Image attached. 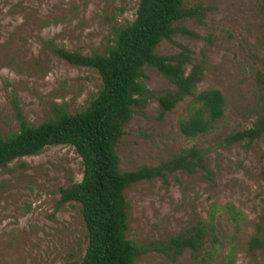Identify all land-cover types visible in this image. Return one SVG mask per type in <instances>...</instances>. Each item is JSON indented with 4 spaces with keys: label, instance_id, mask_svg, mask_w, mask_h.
Returning a JSON list of instances; mask_svg holds the SVG:
<instances>
[{
    "label": "rangeland",
    "instance_id": "374dc122",
    "mask_svg": "<svg viewBox=\"0 0 264 264\" xmlns=\"http://www.w3.org/2000/svg\"><path fill=\"white\" fill-rule=\"evenodd\" d=\"M138 0H0V131H16L15 97L29 126H37L59 109L82 111L100 88L97 73L74 67L53 53L63 47L81 55L105 54L112 32L134 19ZM196 17L177 27L155 53L172 56L188 51L190 64L203 70L195 92L220 91L224 115L213 132L184 137L178 121L186 117L191 97L160 114L158 97L175 87L155 68L144 66L140 80L147 102L133 115L117 141L119 170L154 167L182 151L205 152L207 171H183L165 179L131 185L127 204V239L144 244L186 235L204 222L209 205L232 204L244 215L238 231L224 214L216 221L219 241L211 252L202 248L178 254L150 252L137 264H217L232 247V264H264V248L248 250L264 228V135L228 145L230 135L253 126L264 116V0H182ZM81 158L70 146H50L17 159L0 170V264H64L80 261L87 247L86 231L76 203L55 211L59 190L82 179ZM202 257L207 262H202Z\"/></svg>",
    "mask_w": 264,
    "mask_h": 264
},
{
    "label": "trees",
    "instance_id": "16d2710c",
    "mask_svg": "<svg viewBox=\"0 0 264 264\" xmlns=\"http://www.w3.org/2000/svg\"><path fill=\"white\" fill-rule=\"evenodd\" d=\"M194 9H186L182 0H138L134 19L112 32L111 45L105 54L81 55L65 48H53V53L74 67L94 70L100 79L96 96L80 112L68 114L59 109L54 116L37 126H29L16 98L12 108L17 130L8 134L0 131V170L13 161L39 154L50 146H70L81 158L83 173L78 183L59 190L55 211L68 203L79 206L86 231L87 247L80 261L64 264H137V259L150 252L164 255L178 254L186 248L199 251L206 238L211 241V252L217 253L216 221L224 214L238 231L244 221L243 213L232 204L209 205L203 223L193 226L186 235L137 244L125 236L127 229V204L124 192L133 184L183 171L194 174L207 171L206 155L201 149L190 148L154 167H141L132 172L119 170L115 147L123 130L133 115V108H142L147 102V88L140 80L144 66L155 68L175 87L173 94L158 97L160 114L173 110L184 97H191L187 115L178 121L180 133L190 139L213 132L224 115L225 101L216 89L195 92L202 79L203 70L190 64L186 49L182 53L163 56L155 53L156 47L171 36L191 32L177 27L186 18L196 17ZM257 83L264 87V72L257 75ZM264 135V116L252 127L233 133L228 145ZM264 178V171L261 173ZM260 238L248 243V250L264 248V228ZM232 247L217 264H232ZM207 258V257H206ZM202 257V262L206 263Z\"/></svg>",
    "mask_w": 264,
    "mask_h": 264
}]
</instances>
